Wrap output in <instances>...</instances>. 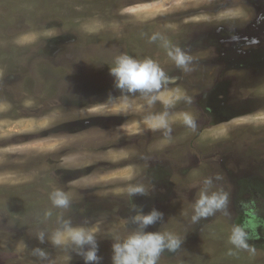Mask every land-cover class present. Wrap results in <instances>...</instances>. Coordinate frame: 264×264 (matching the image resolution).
<instances>
[{"label":"rangeland","instance_id":"1","mask_svg":"<svg viewBox=\"0 0 264 264\" xmlns=\"http://www.w3.org/2000/svg\"><path fill=\"white\" fill-rule=\"evenodd\" d=\"M223 31L264 42V0H0V264H67L68 247L53 239L70 207L80 210L91 197L103 203L94 215L101 220L77 217L76 226L99 225V264H111L106 236L123 238L135 226L117 215L124 207L106 206L129 202L128 189L143 186V163L131 157L147 153L188 164L169 179L173 194L160 188L163 220L146 229L183 239L157 264H264V59L227 69L241 76L236 83L219 82V64L204 59ZM177 47L188 70L169 55ZM121 55L151 59L178 77L157 94L120 90L109 69ZM111 113L121 117L116 127L93 121L72 134L62 127ZM161 116L170 135L155 127ZM93 164L92 172L70 171ZM216 176L212 190L228 192V205L192 224L202 181ZM57 189L68 194V209L52 207ZM235 225L248 231L250 249L229 243ZM69 255L68 264H84Z\"/></svg>","mask_w":264,"mask_h":264},{"label":"clouds","instance_id":"2","mask_svg":"<svg viewBox=\"0 0 264 264\" xmlns=\"http://www.w3.org/2000/svg\"><path fill=\"white\" fill-rule=\"evenodd\" d=\"M153 41L156 36L151 37ZM169 55L174 60L178 68L187 69L189 58L183 50L177 47ZM110 75L114 78V86L126 92L153 93L158 91L163 85L169 82V77L165 71L153 60L145 59L137 61L126 55L116 57L114 66L109 69ZM185 123L190 127H195V121L191 116L185 117ZM155 127L166 130V135H170L171 129L166 119L161 116L157 119ZM216 177H205L202 181V188L199 197L193 204L192 224L198 223L201 219L213 216L218 211L226 209L229 202V193L223 190H212ZM149 189L143 186H133L128 189V196L147 195ZM49 199L53 208L68 209L71 200L68 194L60 189L50 193ZM130 210L134 213L129 218L131 224L135 225L127 236H111L108 234L111 243V264H157L162 253L167 250L175 252L180 248L183 239L172 233L161 231H147L148 226L163 220V213L153 208L147 213L135 205L130 204ZM46 217L51 216V211L45 213ZM61 229L53 239L56 245L68 247L67 264L71 260L69 252H75L80 256L84 264H99L101 259L98 256L99 225L93 227L72 226L71 220L61 218ZM36 238L43 243L45 234L40 232ZM229 243L237 249H250L248 244V231L241 226L235 225L229 235ZM70 246V247H69ZM33 254L41 260L47 259V253L43 248L36 247Z\"/></svg>","mask_w":264,"mask_h":264},{"label":"flooded vegetation","instance_id":"3","mask_svg":"<svg viewBox=\"0 0 264 264\" xmlns=\"http://www.w3.org/2000/svg\"><path fill=\"white\" fill-rule=\"evenodd\" d=\"M257 28L258 27L253 28L255 32L256 30L258 31ZM224 32L225 31L221 33L222 36L219 39V43L213 45L214 53L209 54L210 57L205 58L204 60H209L208 62L215 61V64L216 63L219 64V68L217 70L219 82L223 81V82L236 83L241 76L237 77L236 74L235 75L228 74L227 69H235V70L242 69L246 71V69L250 66L256 67L257 63L260 61L258 60L257 57L261 56L264 59V42H261V43L255 42V44L252 45V43H250L249 41L251 39L249 38L246 39L247 37L244 38L243 37L244 33L242 32L239 33L238 31H236V33L234 34H230V33L228 34ZM226 35H232V36L226 37ZM185 45L189 52H193V48H194L193 46H195V43L194 44L187 43ZM198 61L200 60H197L196 62ZM250 76L253 77L254 80H257L256 78L259 76V74H251ZM170 77L171 78L169 79V81L170 80L175 81L178 75L173 73L170 75ZM157 93L158 91L154 92V94H157ZM140 94L143 95L144 93L141 92ZM2 96L3 95L0 96V99H2ZM8 100L10 104H12L11 99L8 98ZM114 115H117V114L111 113V114H108V116H103V117L91 116L90 118L76 119L73 123L63 124L62 127H71L69 129V132L71 134L74 133L76 130L82 131L83 129H85L86 126H88L93 121L94 122L92 123V125L94 126L98 124H102L104 122H109L108 128H110V126L116 127L117 126L116 122L121 121V117L114 116ZM46 134H49V133H46ZM125 142L126 140H124L122 143L125 144ZM148 154L149 153L144 154L141 157V160L140 159L138 160L137 156H132L131 161L134 165H137L138 163H139L138 165H141L140 161L143 163L141 176L147 178V180H149L148 181L149 183L148 182L146 183L147 181L146 180L142 184L143 186L145 185L144 187L146 189L150 188L149 193L147 195H139V194L134 195L131 197V200L128 199L129 202L127 203H123L125 202L124 200L121 201L122 203L120 204H115L117 203L115 201H113L114 203L109 202L107 203L106 208L110 212H114L115 205H118L119 208L124 207L122 210L119 211L117 215L121 216L122 214L124 215L127 214V218L129 219L131 215L134 214L129 208L131 203L139 206L144 213L149 212L153 208L161 212V207L163 206L161 196L163 193L161 192L160 188L165 187L167 193H171V194L174 193L175 184L173 181H170L169 179H172L174 175L173 174L174 171L178 172L179 165L181 162L184 164V166H187V167H188V164H186L185 161L179 162L178 160H174V159H172L171 161L166 160V159L164 160L162 158H158L156 155H148ZM91 170H94V164L85 165V166L83 165L80 167L79 170H70V171H72L73 173L77 172L80 174L81 172H84V173L92 172ZM257 185L258 184L255 183V186H252V187H258ZM92 198L93 197H91L89 200H86L85 205L82 206L80 210H76L75 208H73V206H71L69 209L68 215L67 216L65 215L64 219L71 220L72 226L74 225L76 226L78 225L77 217L84 216L85 218H89V217L94 216L95 213H100L99 211H102L104 208L102 207L103 203H100L98 200H95ZM117 215H114V216L117 217ZM91 219L93 220V222H97L101 220L97 216L96 217L94 216Z\"/></svg>","mask_w":264,"mask_h":264},{"label":"bare ground","instance_id":"4","mask_svg":"<svg viewBox=\"0 0 264 264\" xmlns=\"http://www.w3.org/2000/svg\"><path fill=\"white\" fill-rule=\"evenodd\" d=\"M128 102V101H127Z\"/></svg>","mask_w":264,"mask_h":264}]
</instances>
